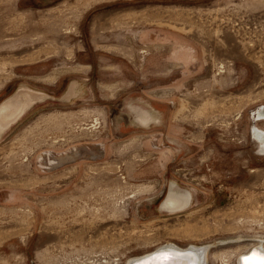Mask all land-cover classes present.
I'll return each mask as SVG.
<instances>
[{
    "label": "rangeland",
    "instance_id": "1",
    "mask_svg": "<svg viewBox=\"0 0 264 264\" xmlns=\"http://www.w3.org/2000/svg\"><path fill=\"white\" fill-rule=\"evenodd\" d=\"M23 86L45 97L0 132V264L264 245V0H0V102Z\"/></svg>",
    "mask_w": 264,
    "mask_h": 264
},
{
    "label": "bare ground",
    "instance_id": "2",
    "mask_svg": "<svg viewBox=\"0 0 264 264\" xmlns=\"http://www.w3.org/2000/svg\"><path fill=\"white\" fill-rule=\"evenodd\" d=\"M74 87H75V85H74V83H72L70 86V89L67 93V96L70 94H72V96H73V93L75 90ZM44 97H45V93L38 91V90L31 89V88L26 87V86H23V87H20L14 94L7 97L5 100L1 101L0 102V132H2L6 127H8L12 122L16 121L26 111V109L29 108V106H31L34 102H36L37 100H40ZM255 115H256V117H255L256 121H259V123L264 122V107L258 109L257 112H255ZM252 136L256 140H258V142L261 144V147L264 148V129L258 127L257 125H254ZM190 201H191V193L188 190H184V189L178 190L176 188V186H174L172 183L167 196L165 197V199H163L160 206H161V208L168 209V210L180 209V208H183L186 205H188L190 203ZM261 220L263 221V219H261ZM258 226L264 227V224L259 222ZM238 240L239 239H236V240L234 239V242L235 241L237 242ZM258 242L259 243H256V242L253 243L248 249H246V251H241V252L239 251L236 259L239 261L240 256L242 254L248 253L253 247L256 249H259V251H263L264 250L263 243H261L259 240H258ZM209 245H210V243H209ZM209 245L191 244L190 246H187V247H180V246L178 247V245H176L174 243L167 242L166 244H164L162 246L166 250H169V249H177V250L183 249V250H185L186 253L183 254V256H180V259L177 261V262H180V264H187L189 262L190 263L191 262L192 263L197 262L199 264H207V261L209 260V256L211 254ZM146 253H148V252H146ZM166 253H173V251L170 250ZM231 253H233V252H231ZM231 253L226 255V254H221L219 252V254H217L216 257H218L221 264H226L229 260L228 257L231 256ZM173 254H175V253H173ZM142 255H144V254H142ZM260 255L261 254L257 251L256 253H253L252 255L243 258V263L244 264L259 263L258 261L262 260V257ZM139 258H141V255L140 256L137 255V257L135 256L133 259L128 261L127 264H130L131 261L138 260ZM126 261H127V259H126ZM146 262L147 261L143 260V263H146ZM143 263H141V264H143Z\"/></svg>",
    "mask_w": 264,
    "mask_h": 264
},
{
    "label": "water",
    "instance_id": "3",
    "mask_svg": "<svg viewBox=\"0 0 264 264\" xmlns=\"http://www.w3.org/2000/svg\"><path fill=\"white\" fill-rule=\"evenodd\" d=\"M172 250L173 253H166L168 251ZM259 252L262 257L261 261H258L259 263L256 264H264V250L263 251H259V249L256 248H252L248 253L242 254L240 256V260L238 261L239 264H244L243 263V258L252 255L253 253ZM185 250L183 249H169L166 250L163 248V246H159L153 250H151L150 252L141 255V258H139L138 260H133L131 261L130 264H141L144 261H147L146 263L143 264H180V262H177L180 259V256H183V254H185ZM183 258V257H182ZM153 262V263H152ZM187 264H199L197 262L195 263H187Z\"/></svg>",
    "mask_w": 264,
    "mask_h": 264
}]
</instances>
